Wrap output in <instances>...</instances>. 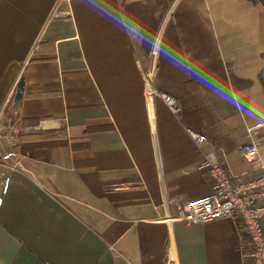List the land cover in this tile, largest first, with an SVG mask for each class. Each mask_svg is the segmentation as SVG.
Returning a JSON list of instances; mask_svg holds the SVG:
<instances>
[{
  "label": "crops",
  "instance_id": "crops-1",
  "mask_svg": "<svg viewBox=\"0 0 264 264\" xmlns=\"http://www.w3.org/2000/svg\"><path fill=\"white\" fill-rule=\"evenodd\" d=\"M263 79L264 3L0 0V264H251L232 219L172 199L211 193L205 153L264 162Z\"/></svg>",
  "mask_w": 264,
  "mask_h": 264
},
{
  "label": "built area",
  "instance_id": "built-area-1",
  "mask_svg": "<svg viewBox=\"0 0 264 264\" xmlns=\"http://www.w3.org/2000/svg\"><path fill=\"white\" fill-rule=\"evenodd\" d=\"M151 54L154 62L157 49H153ZM163 98L173 112L178 111L179 103L175 97L163 95ZM259 126H252L249 131L253 133ZM191 134L198 146L208 141L204 133ZM240 150L251 163L254 174H233L216 153H205L199 168L204 170L212 183L211 193L186 203L178 198L172 201L179 208L178 218L190 224L222 217L232 219L244 230L250 242L251 264H264V162L259 154V143L254 138L242 145ZM174 218L167 217L169 221Z\"/></svg>",
  "mask_w": 264,
  "mask_h": 264
},
{
  "label": "water",
  "instance_id": "water-1",
  "mask_svg": "<svg viewBox=\"0 0 264 264\" xmlns=\"http://www.w3.org/2000/svg\"><path fill=\"white\" fill-rule=\"evenodd\" d=\"M23 90H24V78L21 77L13 93V103H12L13 107H17L20 104L23 96Z\"/></svg>",
  "mask_w": 264,
  "mask_h": 264
},
{
  "label": "trees",
  "instance_id": "trees-1",
  "mask_svg": "<svg viewBox=\"0 0 264 264\" xmlns=\"http://www.w3.org/2000/svg\"><path fill=\"white\" fill-rule=\"evenodd\" d=\"M251 1L254 3H264V0H251ZM263 82H264V79H263Z\"/></svg>",
  "mask_w": 264,
  "mask_h": 264
},
{
  "label": "rangeland",
  "instance_id": "rangeland-1",
  "mask_svg": "<svg viewBox=\"0 0 264 264\" xmlns=\"http://www.w3.org/2000/svg\"><path fill=\"white\" fill-rule=\"evenodd\" d=\"M14 93V92H13ZM1 150H3V148L1 147Z\"/></svg>",
  "mask_w": 264,
  "mask_h": 264
}]
</instances>
